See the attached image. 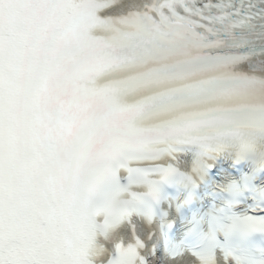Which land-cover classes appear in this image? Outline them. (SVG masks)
<instances>
[{
  "label": "snow or ice",
  "instance_id": "1",
  "mask_svg": "<svg viewBox=\"0 0 264 264\" xmlns=\"http://www.w3.org/2000/svg\"><path fill=\"white\" fill-rule=\"evenodd\" d=\"M0 264H264V0H0Z\"/></svg>",
  "mask_w": 264,
  "mask_h": 264
}]
</instances>
